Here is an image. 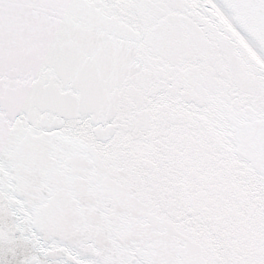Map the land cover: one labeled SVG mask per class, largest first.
Segmentation results:
<instances>
[{
	"label": "snow or ice",
	"instance_id": "snow-or-ice-1",
	"mask_svg": "<svg viewBox=\"0 0 264 264\" xmlns=\"http://www.w3.org/2000/svg\"><path fill=\"white\" fill-rule=\"evenodd\" d=\"M0 264H264V0H0Z\"/></svg>",
	"mask_w": 264,
	"mask_h": 264
}]
</instances>
